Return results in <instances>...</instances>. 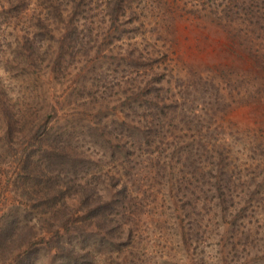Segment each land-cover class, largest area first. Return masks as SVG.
Segmentation results:
<instances>
[{
    "label": "rangeland",
    "instance_id": "obj_1",
    "mask_svg": "<svg viewBox=\"0 0 264 264\" xmlns=\"http://www.w3.org/2000/svg\"><path fill=\"white\" fill-rule=\"evenodd\" d=\"M8 20L0 264H264V0H0Z\"/></svg>",
    "mask_w": 264,
    "mask_h": 264
},
{
    "label": "trees",
    "instance_id": "obj_2",
    "mask_svg": "<svg viewBox=\"0 0 264 264\" xmlns=\"http://www.w3.org/2000/svg\"><path fill=\"white\" fill-rule=\"evenodd\" d=\"M13 3L16 4V2H13ZM16 5H17V4H16ZM8 18H9V19H13V15H12V17H8ZM10 25H11L10 20H8V22H0V26L2 27V30L9 28ZM27 34H28V37L33 36V34H32V30L27 31ZM30 34H32V35H30Z\"/></svg>",
    "mask_w": 264,
    "mask_h": 264
}]
</instances>
